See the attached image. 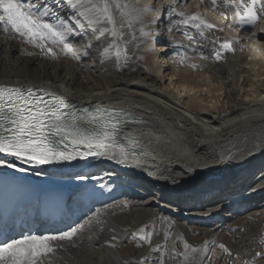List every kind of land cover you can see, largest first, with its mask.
<instances>
[{
	"label": "bare ground",
	"instance_id": "obj_1",
	"mask_svg": "<svg viewBox=\"0 0 264 264\" xmlns=\"http://www.w3.org/2000/svg\"><path fill=\"white\" fill-rule=\"evenodd\" d=\"M145 4L154 9L144 22L155 35L147 43L138 39L140 47H130L132 59L119 67L109 61L97 65L98 71L89 69V57L98 58L95 49L88 56L81 53L79 61L62 54L56 60L39 54L15 58L18 41L22 52L39 50L22 40L9 41L0 33V84L42 87L66 96L78 108L95 111L100 106L130 114L134 122L121 135L140 142L135 152L141 167L89 157L40 166L15 161L24 172L0 168V231L7 235L15 237L21 230H65L72 222L75 226L100 213L103 223L94 222L82 231L74 238L75 246L61 242L52 264H81L69 255L86 246L84 239L89 236L87 250L95 253L96 239L90 230L136 226L148 215L179 226L198 228L218 222L230 229L254 216L258 242L264 244V32L260 31L264 20L256 27L234 25L225 32L207 31L204 38L193 30L188 34L190 40L183 28L168 30L172 27L168 21L176 19L168 14V6L190 14L200 12L210 22L227 24L231 14L222 3L215 12L210 0H186V6L184 0H139L138 6ZM60 13L65 19L72 16L67 8ZM154 20L159 22L149 23ZM49 22L53 21L49 18ZM136 35L139 37L138 31ZM237 37L240 43L233 44L235 51L215 61L213 50L225 39ZM91 38L89 32L87 39ZM84 42L83 35L74 38L76 45ZM192 47L198 51L193 52ZM193 64L199 69L192 68ZM81 176L87 179H79ZM151 207L157 209V215ZM134 216L135 221L130 222ZM258 253L262 255H249L251 260L241 259L240 264H264L263 250ZM111 254L113 258L99 256L96 263L121 264L123 257L116 247Z\"/></svg>",
	"mask_w": 264,
	"mask_h": 264
},
{
	"label": "snow or ice",
	"instance_id": "obj_2",
	"mask_svg": "<svg viewBox=\"0 0 264 264\" xmlns=\"http://www.w3.org/2000/svg\"><path fill=\"white\" fill-rule=\"evenodd\" d=\"M184 2L186 6V0ZM221 3L231 14L230 23L216 24L203 13L190 14L169 5L168 14L176 19L168 21L172 25L168 30L180 31L183 28V35L191 40L188 34L193 30L204 38L207 31L225 32L226 28L232 29L234 25L256 27L259 21L264 20V0H210L211 10L217 11ZM138 5L139 0H53L52 4L47 0H0V33L5 39L18 35L23 43L39 50L37 53L25 49L23 54L26 56L39 54L56 60L62 54L79 61L81 53L88 56L90 50L95 49L101 64L112 61L119 67L132 59L130 47L138 49V39L147 43L155 35L144 22L145 16L154 11L153 7ZM62 8L70 9L72 16L65 19L60 13ZM219 15L228 20L225 12ZM49 18L53 22H49ZM152 22L159 21H149ZM260 31L264 32V28ZM89 32L91 39H87ZM81 35L85 36V42L76 45L74 38ZM234 43L239 44L240 39H225L213 50L214 60L219 62L225 58L224 53L234 52ZM57 48L59 51L55 50ZM191 50L198 51L196 47ZM201 57L208 59L202 53ZM191 67L199 69L196 64ZM130 122H134L130 114L100 106H96L95 111L87 107L78 108L66 96L42 87L0 84V155L12 158H0V168L24 172L26 169L15 161L40 166L89 157H104L119 164L141 167V160L135 152L140 142L134 137L121 135ZM36 174L40 175L39 172ZM100 187L106 186L101 184ZM99 215V212L94 213L75 226L55 232L33 233L29 230L15 237L0 232V264H52L58 247H62L61 242L67 241L75 246L74 238L82 231L90 229L94 222L98 225L103 223ZM152 235L143 227L133 234L149 244ZM165 239H168L167 234ZM219 247L228 251L223 244ZM183 249V252H177L175 248L171 251L173 259L183 257L182 264H192L194 254L202 251L187 242ZM153 251L161 253L157 264H165L167 245L157 246ZM146 260L142 258L139 264H145Z\"/></svg>",
	"mask_w": 264,
	"mask_h": 264
},
{
	"label": "rangeland",
	"instance_id": "obj_3",
	"mask_svg": "<svg viewBox=\"0 0 264 264\" xmlns=\"http://www.w3.org/2000/svg\"><path fill=\"white\" fill-rule=\"evenodd\" d=\"M16 39L21 40L18 35H12L8 40L14 41ZM1 40H3V37ZM18 42V51L16 50L14 53L15 58L23 54L21 43L20 41ZM23 56L25 55L23 54ZM100 64L98 58L94 59L93 57H89V60L86 61V66L91 70L98 71L100 66L97 65ZM117 199L105 201L104 203L114 202ZM96 206H99V204ZM151 208L154 209L152 212L157 215V209ZM259 216L260 214H258V217ZM135 219L136 216L132 217L130 222L135 221ZM255 219L256 217L254 216H252V218L248 217L247 221H243V223L237 225V228L231 229L218 222H209L197 228V226H192L190 224L179 226L176 223L164 221L162 218L148 215L137 222L136 226L128 224L126 226H120L121 229H119L118 226H98L93 231L90 230L89 234L92 235V238L94 236L97 241L94 242V247L96 249L95 253H92L91 250H87L91 239L85 238L84 242L86 246L76 251L77 254L74 252L69 256L74 260L81 261V264H97L96 260L99 256H111V258H113L111 252L114 251V247H116L123 257L121 264H139L142 258H147L145 264H157V261L161 258V253L153 251V249L157 246L166 244L168 254L165 258V264H182L183 257L178 256L173 259L171 257V251L175 248L177 252H183V244L187 242L193 247L202 249L201 252L194 254L192 264H240L241 259L250 261L251 259L248 258L249 255L256 258L259 250H263L264 252V244L262 245L260 241L258 242L260 235L258 234L259 230ZM74 224L75 222H72L69 226H73ZM9 226L10 225L6 226V231L9 230ZM142 227L145 228L146 232L153 233L151 244L133 236V234L138 233L139 229ZM21 232H23V230H21ZM218 233H222L220 237L214 236V234ZM166 234L168 235L167 240L165 239ZM121 235L125 238L120 239ZM113 236L116 237L115 240L112 239ZM263 239L264 235H262L261 240L263 241ZM221 240H226L228 242H223ZM221 244L225 245L228 249L227 252L219 247ZM112 245L115 246L113 247ZM204 249H206V252ZM205 255H208L207 258H204ZM57 257H61L62 260L64 259L63 261L67 259V256Z\"/></svg>",
	"mask_w": 264,
	"mask_h": 264
}]
</instances>
